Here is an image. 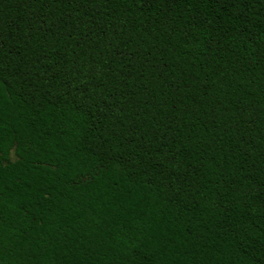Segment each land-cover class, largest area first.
<instances>
[{"label":"trees","instance_id":"trees-1","mask_svg":"<svg viewBox=\"0 0 264 264\" xmlns=\"http://www.w3.org/2000/svg\"><path fill=\"white\" fill-rule=\"evenodd\" d=\"M0 264H264V0H0Z\"/></svg>","mask_w":264,"mask_h":264}]
</instances>
